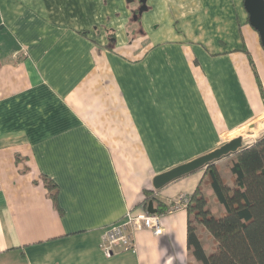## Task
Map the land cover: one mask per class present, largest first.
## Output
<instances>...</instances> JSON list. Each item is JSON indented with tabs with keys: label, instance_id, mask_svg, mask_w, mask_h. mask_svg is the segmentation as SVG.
Returning a JSON list of instances; mask_svg holds the SVG:
<instances>
[{
	"label": "crops",
	"instance_id": "crops-1",
	"mask_svg": "<svg viewBox=\"0 0 264 264\" xmlns=\"http://www.w3.org/2000/svg\"><path fill=\"white\" fill-rule=\"evenodd\" d=\"M244 2L147 0L137 22L138 0H0V264H198L188 208L167 211L204 171L154 180L264 119ZM150 197L163 234L107 256L105 232Z\"/></svg>",
	"mask_w": 264,
	"mask_h": 264
},
{
	"label": "trees",
	"instance_id": "trees-1",
	"mask_svg": "<svg viewBox=\"0 0 264 264\" xmlns=\"http://www.w3.org/2000/svg\"><path fill=\"white\" fill-rule=\"evenodd\" d=\"M138 12L139 9L134 13L137 22ZM261 92L264 97L262 88ZM229 157L226 170L230 184L217 163L203 170L202 183L210 187L220 212L210 206L209 198L199 187L188 206V249L198 264H264V136ZM43 181L55 203V185L45 177ZM146 201L145 210L153 202L158 215L166 212V206L154 198ZM202 232L212 239L210 248L202 242Z\"/></svg>",
	"mask_w": 264,
	"mask_h": 264
},
{
	"label": "water",
	"instance_id": "water-1",
	"mask_svg": "<svg viewBox=\"0 0 264 264\" xmlns=\"http://www.w3.org/2000/svg\"><path fill=\"white\" fill-rule=\"evenodd\" d=\"M138 1L140 4L138 15L141 16L148 10L147 0ZM128 2L132 3L133 0H128ZM244 4L250 16V24L260 34L261 42L264 46V0H245ZM134 19L136 20L137 16ZM243 147L244 140L242 138L233 139L210 154L157 176L154 180V187L156 190H160L180 178L206 169L212 163L216 164L224 158L239 153ZM147 212L153 215L157 214L153 202L148 204Z\"/></svg>",
	"mask_w": 264,
	"mask_h": 264
},
{
	"label": "built area",
	"instance_id": "built-area-1",
	"mask_svg": "<svg viewBox=\"0 0 264 264\" xmlns=\"http://www.w3.org/2000/svg\"><path fill=\"white\" fill-rule=\"evenodd\" d=\"M190 202L189 196H179L174 200L167 214L187 209ZM140 231H151L158 236L163 234L162 216L149 214L147 211L130 212L125 220L115 224L105 232L100 247L107 256H110L116 249L134 252L136 249L133 234Z\"/></svg>",
	"mask_w": 264,
	"mask_h": 264
},
{
	"label": "rangeland",
	"instance_id": "rangeland-1",
	"mask_svg": "<svg viewBox=\"0 0 264 264\" xmlns=\"http://www.w3.org/2000/svg\"><path fill=\"white\" fill-rule=\"evenodd\" d=\"M263 136H264V119H260V120H256L251 125L244 127L243 131H241V133L238 136H236V138H242L244 140V146H250L256 143ZM224 143H225V140H223V138H219L217 142H214V143L205 142L204 145H207L208 147V148L206 147L207 148L206 151H210L215 148H220L222 145H224ZM229 158L231 157L224 158L223 160L219 161L217 165L219 166V168H221L220 172L223 178H225L226 181L230 184L231 182L230 174L226 170L228 166ZM171 159L172 160L176 159V161H180L184 159V157H177V158H171ZM201 189L203 190V193H205V195L209 198L210 206L214 208L215 210H217L218 212H220L219 208H217L218 207L217 203L214 201V195H212V193L208 189V185L206 183L203 184ZM204 239H205V244H207L208 248H210V246H212V241H210L208 235L204 234Z\"/></svg>",
	"mask_w": 264,
	"mask_h": 264
},
{
	"label": "bare ground",
	"instance_id": "bare-ground-1",
	"mask_svg": "<svg viewBox=\"0 0 264 264\" xmlns=\"http://www.w3.org/2000/svg\"><path fill=\"white\" fill-rule=\"evenodd\" d=\"M247 136V135H246ZM249 136V135H248Z\"/></svg>",
	"mask_w": 264,
	"mask_h": 264
}]
</instances>
